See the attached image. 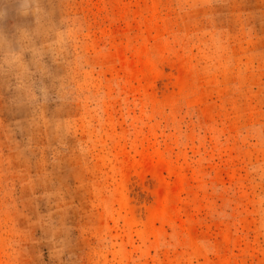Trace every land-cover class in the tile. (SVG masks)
<instances>
[{"label": "rangeland", "instance_id": "1", "mask_svg": "<svg viewBox=\"0 0 264 264\" xmlns=\"http://www.w3.org/2000/svg\"><path fill=\"white\" fill-rule=\"evenodd\" d=\"M0 264H264V0H0Z\"/></svg>", "mask_w": 264, "mask_h": 264}]
</instances>
